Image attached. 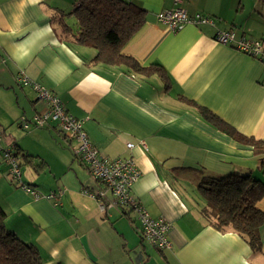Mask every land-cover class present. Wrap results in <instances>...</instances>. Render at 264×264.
I'll return each instance as SVG.
<instances>
[{
	"label": "crops",
	"instance_id": "1",
	"mask_svg": "<svg viewBox=\"0 0 264 264\" xmlns=\"http://www.w3.org/2000/svg\"><path fill=\"white\" fill-rule=\"evenodd\" d=\"M129 1L145 17L121 51L143 67L161 66L162 73L154 67L149 75L130 73L123 66L96 63L95 49L61 31L60 14H70L76 0H0L2 145L36 156L19 157L23 181L42 194L62 191L57 201L25 193L10 180L0 153L6 227L37 247L42 264H264V222L258 230L260 250H252L238 233L218 229L202 216L205 202L197 191L201 177H262L264 154L216 129L191 103L264 141V62L234 42L215 40L218 32L231 31L236 40L264 46V0ZM178 6L188 15L207 14L214 23L173 30L157 19L159 12ZM63 21L76 28L71 15ZM21 71L83 120L82 129L101 153L133 158L141 175L131 193L151 216L169 222L170 249L142 241L134 211L102 212L96 199L81 192L100 185L55 121L24 132L19 117L43 113L46 105L30 86L16 81ZM37 158L47 163L40 173ZM257 207L264 212V197Z\"/></svg>",
	"mask_w": 264,
	"mask_h": 264
},
{
	"label": "trees",
	"instance_id": "2",
	"mask_svg": "<svg viewBox=\"0 0 264 264\" xmlns=\"http://www.w3.org/2000/svg\"><path fill=\"white\" fill-rule=\"evenodd\" d=\"M65 15L75 18L74 30L63 21ZM144 17L145 11L129 0H76L74 10L70 14L61 13L59 21L62 33L70 34L75 43L96 50L94 57L96 63L123 66L130 73L149 75L152 73V67L154 71L162 73L164 69L161 66L154 64L151 67H143L121 51L124 44L143 25ZM191 103L216 129L242 144L250 145L255 154H264L263 140L245 136L209 109ZM11 151L14 156L30 161L36 158L25 154L19 148ZM37 159L40 161L35 166V171L40 173L47 168V163L40 158ZM261 165L262 177L251 173L228 174L221 178L201 177L198 182V193L205 202L201 209L202 216L212 219L218 229H231L238 233L249 242L252 250H260L258 230L264 222V212L257 207L258 201L264 197V159L261 160ZM36 191L40 195H45L58 190H50L45 194L37 189ZM116 207L119 208V206L111 208ZM5 217L6 213L0 206V264H42L37 247L17 238L6 227Z\"/></svg>",
	"mask_w": 264,
	"mask_h": 264
},
{
	"label": "built area",
	"instance_id": "3",
	"mask_svg": "<svg viewBox=\"0 0 264 264\" xmlns=\"http://www.w3.org/2000/svg\"><path fill=\"white\" fill-rule=\"evenodd\" d=\"M174 2L178 4L181 0H174ZM157 19L168 24L173 30H178L186 24L214 23L213 17L202 13L188 15L186 10L180 6L159 12ZM215 40L222 44L234 42L238 50L257 56L264 62V46L261 41H249L244 38L236 40L231 31L218 32ZM16 81L22 86H30L36 99L43 101L46 105V110L43 113H34L31 117L21 115L19 117L21 128L25 131H29L31 128H44L50 120L55 121L63 134L74 142L72 148L74 156L81 160L89 175L100 185L95 191L82 189L81 192L96 199L102 212L108 211L113 206L125 207L134 211L139 222V234L142 241L157 249H170L172 245L167 237L170 228L169 222L162 216H151L131 193L132 186L141 175L133 158L131 156L110 158L104 155L88 139L82 129L83 120L68 113L52 90L33 81L24 71L16 75ZM2 142L3 139L0 135V153L8 165L10 180L22 191L35 198L46 197L49 200L57 201L62 191H50L48 194L40 195L34 187L23 181L19 157L14 156L11 151L12 144L3 146ZM141 144L144 149L145 144L143 142ZM132 146V143H127L128 148Z\"/></svg>",
	"mask_w": 264,
	"mask_h": 264
},
{
	"label": "rangeland",
	"instance_id": "4",
	"mask_svg": "<svg viewBox=\"0 0 264 264\" xmlns=\"http://www.w3.org/2000/svg\"><path fill=\"white\" fill-rule=\"evenodd\" d=\"M34 129H36V128H33V129H31L30 131H33ZM30 131H28V132H30ZM25 133H27V131H24ZM197 191H198V189H197Z\"/></svg>",
	"mask_w": 264,
	"mask_h": 264
}]
</instances>
